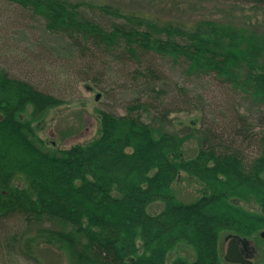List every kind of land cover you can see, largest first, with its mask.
Wrapping results in <instances>:
<instances>
[{"label": "trees", "instance_id": "1", "mask_svg": "<svg viewBox=\"0 0 264 264\" xmlns=\"http://www.w3.org/2000/svg\"><path fill=\"white\" fill-rule=\"evenodd\" d=\"M0 2L64 46L51 49L59 63L28 61L66 82L72 72L60 65L83 66L92 73L74 83L97 84L105 59L129 90L122 115L97 113L91 141L48 148L20 115L59 108L65 96L0 68V264H14L16 239L35 217L73 229L88 264H227L221 234L250 240L264 230V34L211 21L181 29L69 0ZM180 112L197 113L199 128L166 132ZM195 134L199 147L185 158ZM181 174L203 187L192 202L172 194ZM250 202L257 210L242 206ZM154 203L162 209L151 214ZM179 246L192 260L168 263Z\"/></svg>", "mask_w": 264, "mask_h": 264}, {"label": "rangeland", "instance_id": "2", "mask_svg": "<svg viewBox=\"0 0 264 264\" xmlns=\"http://www.w3.org/2000/svg\"><path fill=\"white\" fill-rule=\"evenodd\" d=\"M69 1L73 4L112 6L130 15L181 29L192 28L200 21H211L225 24L233 29L264 34V3L256 4L247 0ZM26 15L17 7L0 2V68L13 77L34 81V84L44 91L61 93L65 96V103L41 115H35L30 107L20 116L22 119L32 121L35 134L45 142L48 148L54 146V148L64 149L91 141L99 128L97 113L120 107L129 94V90L125 88L128 83L124 81L121 74L118 78H113V73L107 75L110 71H108V62L105 59H103L104 64L98 69L106 74L98 75L97 84L84 81L74 83L76 73H92L83 66L60 65L62 72H72V77L66 82L65 79L57 77L59 71L56 73L48 69L49 67L40 65L41 63L35 64L28 61V59L54 57L49 61L54 64L59 63L57 62L58 56L51 49L59 43L61 50L64 46L60 40L44 30L42 22L35 23ZM35 46L40 49L37 53ZM79 64L82 65V63ZM98 88L104 89L103 93ZM219 89L220 87L217 92L221 91L222 87ZM243 107H246V103ZM115 113L123 114L120 109H116ZM198 118L199 115L195 112L172 114L170 116L172 125L165 131L174 134L186 128L198 129ZM199 144L200 141L196 134L185 141L181 150L183 157H193ZM202 188V185L195 179L181 174L179 181L172 184V194L182 203L192 202L201 195ZM242 206L247 210H257L251 202L248 205L242 204ZM161 209V204L154 203L150 206L149 212L157 213ZM260 233L248 240L254 255L253 264H264V238L260 236ZM220 236L222 256L227 248L225 242L227 236L226 234ZM79 241L73 229L61 222H56L49 217H35L31 219V222L25 223L24 229L16 239L13 261L14 264H88L84 259ZM177 257L192 260L193 253L189 248L179 246L168 255V263Z\"/></svg>", "mask_w": 264, "mask_h": 264}, {"label": "water", "instance_id": "3", "mask_svg": "<svg viewBox=\"0 0 264 264\" xmlns=\"http://www.w3.org/2000/svg\"><path fill=\"white\" fill-rule=\"evenodd\" d=\"M261 237L264 238V232L261 233ZM236 239L233 237L228 243V248L224 255V261L231 264H251L248 260L242 256L238 247L235 245ZM246 244V241H242V246Z\"/></svg>", "mask_w": 264, "mask_h": 264}, {"label": "flooded vegetation", "instance_id": "4", "mask_svg": "<svg viewBox=\"0 0 264 264\" xmlns=\"http://www.w3.org/2000/svg\"><path fill=\"white\" fill-rule=\"evenodd\" d=\"M235 245L238 247L242 256H244L245 259L249 260L253 264L254 255L252 253L253 251L251 250V246L249 245V242H247L244 246H242V242L239 239V241L238 240L235 241Z\"/></svg>", "mask_w": 264, "mask_h": 264}]
</instances>
